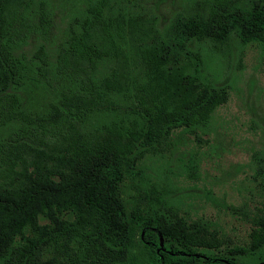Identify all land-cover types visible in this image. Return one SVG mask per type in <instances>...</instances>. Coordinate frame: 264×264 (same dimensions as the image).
I'll return each mask as SVG.
<instances>
[{
	"label": "trees",
	"instance_id": "16d2710c",
	"mask_svg": "<svg viewBox=\"0 0 264 264\" xmlns=\"http://www.w3.org/2000/svg\"><path fill=\"white\" fill-rule=\"evenodd\" d=\"M43 1L0 0V264H264V211L234 241L182 210L163 169L227 98L207 55L264 49V0H203L164 25L163 0H79L57 42Z\"/></svg>",
	"mask_w": 264,
	"mask_h": 264
},
{
	"label": "rangeland",
	"instance_id": "374dc122",
	"mask_svg": "<svg viewBox=\"0 0 264 264\" xmlns=\"http://www.w3.org/2000/svg\"><path fill=\"white\" fill-rule=\"evenodd\" d=\"M202 1L163 0L158 8L161 24L177 10ZM79 5V0H44L33 7L48 13L49 41L62 38ZM37 36L27 48L39 42ZM239 46L232 40L224 55H207L227 85V98L215 109L206 131L177 132L169 149L174 153L167 150L163 162L171 181L184 189L182 210L212 219L237 242L247 240L252 217L264 211V49L256 42ZM192 161L198 164L193 178L183 168Z\"/></svg>",
	"mask_w": 264,
	"mask_h": 264
}]
</instances>
